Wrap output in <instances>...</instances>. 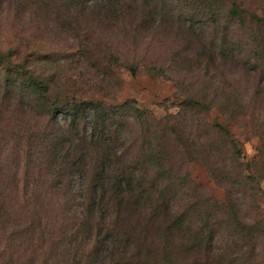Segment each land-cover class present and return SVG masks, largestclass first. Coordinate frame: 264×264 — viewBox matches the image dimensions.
<instances>
[{
	"label": "rangeland",
	"instance_id": "374dc122",
	"mask_svg": "<svg viewBox=\"0 0 264 264\" xmlns=\"http://www.w3.org/2000/svg\"><path fill=\"white\" fill-rule=\"evenodd\" d=\"M235 4L237 18L232 16ZM261 17L264 0H0V50L4 56L19 55L0 62L1 149L20 127L17 121L8 123L12 115L18 120L27 115L32 134L47 130L68 140L72 115L62 110L49 115L44 105L94 102L104 106L102 115L120 107L123 117L114 122L123 133L121 152L149 178L158 174L160 182H181L165 194L175 196L173 212L188 213L198 224L190 225L196 232L212 228L200 222L206 200L225 202L232 192L240 219L249 225H214L216 254L229 252L231 264L242 258L264 264ZM35 75L50 93L30 95L16 87ZM7 79L15 85L13 93L5 88ZM189 99L197 105L186 106ZM9 102L17 104L12 113ZM137 109L146 115L143 120L137 119ZM76 125L80 137L94 126L87 114ZM220 127L237 142L239 156L233 157ZM4 160L0 154L2 178ZM164 226L148 227L152 242L147 249L155 252L151 264H161L158 251L170 242ZM184 229L171 234L178 246L174 264H205L200 260L204 252L199 257L187 251Z\"/></svg>",
	"mask_w": 264,
	"mask_h": 264
},
{
	"label": "trees",
	"instance_id": "16d2710c",
	"mask_svg": "<svg viewBox=\"0 0 264 264\" xmlns=\"http://www.w3.org/2000/svg\"><path fill=\"white\" fill-rule=\"evenodd\" d=\"M238 9L235 4V18ZM259 21L264 27V18ZM2 50L0 62L19 57L12 52L4 56ZM45 83L35 75L16 87L30 95L50 93ZM5 88L13 93L15 85L7 79ZM194 104L189 99L186 106ZM88 106L93 110H88ZM16 107V102H9L7 111L12 113ZM117 109L122 108L102 115L104 106L94 102L44 105V113L49 115L58 110L72 115L75 124L68 140L47 130L32 134L34 124L27 115L26 122L13 115L8 119V123L17 121L20 127L13 131L3 150L0 146V154L5 155L3 178L0 167V264H151L155 252L147 249L152 242L148 227L157 223L165 224L166 239L170 240L158 251L161 264H174L177 258L178 246L171 234L179 226H185L187 251L199 257L204 252L201 263L205 260V264H231L229 252L216 254L219 239L214 225H249L240 219L241 211L229 197L232 192L225 202L206 200V217L200 222L211 223L212 228L192 230L190 225L198 224L189 219L188 213L173 212L175 196L165 197L176 191L181 182H160L158 174L149 178L146 170L138 168L137 162L121 152L123 133L114 120L123 114ZM86 114L94 126L88 136L80 137L76 135V122L82 116L85 119ZM137 114L139 120L146 117L140 109ZM25 133L29 134L27 138ZM219 134L229 138L224 127L219 128ZM77 140L84 145L75 146ZM228 147L233 157L240 155L235 140L229 138ZM248 179L251 183L256 181L253 176ZM242 259L239 264H251Z\"/></svg>",
	"mask_w": 264,
	"mask_h": 264
}]
</instances>
